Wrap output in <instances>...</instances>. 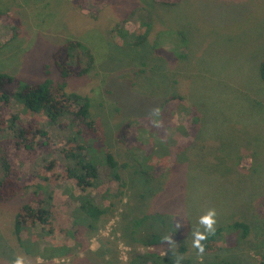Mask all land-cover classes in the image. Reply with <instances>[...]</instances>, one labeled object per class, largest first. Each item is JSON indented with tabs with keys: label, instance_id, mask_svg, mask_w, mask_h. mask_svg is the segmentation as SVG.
Wrapping results in <instances>:
<instances>
[{
	"label": "rangeland",
	"instance_id": "374dc122",
	"mask_svg": "<svg viewBox=\"0 0 264 264\" xmlns=\"http://www.w3.org/2000/svg\"><path fill=\"white\" fill-rule=\"evenodd\" d=\"M142 6L150 9L154 23L148 40L135 46L113 38L118 22L130 35L136 32L146 12ZM0 8L21 20L11 39L13 21L0 16V72L40 82L48 77V66L55 82L91 98L107 144L128 163L123 200L115 199L117 205L89 228L74 222L80 188L71 179H54L46 169L54 161L55 169L64 171L62 147L69 130L39 115L47 135L33 138L30 147L19 145L11 130L0 136V172L5 155L27 186L0 204V264H13L20 256L25 264H142L135 257L149 251L166 256L154 264H175L165 242L148 246L139 229L132 236L136 219L147 213L168 215L179 227L183 218L190 220L189 233L169 236L177 242L176 252L194 264L264 262V0H0ZM173 29L185 31V47L176 37H159ZM68 39L92 48L91 71L61 76L53 53ZM159 39L161 52L152 47ZM175 94L185 100L162 105ZM155 108L160 115L154 117ZM3 109L8 116L19 115L21 123L38 116L16 99ZM104 186L92 189L96 202ZM37 193L52 194L51 224L20 236L16 213ZM210 208L217 211L216 227L240 220L251 229L235 245L197 256L192 233Z\"/></svg>",
	"mask_w": 264,
	"mask_h": 264
},
{
	"label": "trees",
	"instance_id": "16d2710c",
	"mask_svg": "<svg viewBox=\"0 0 264 264\" xmlns=\"http://www.w3.org/2000/svg\"><path fill=\"white\" fill-rule=\"evenodd\" d=\"M142 9L146 12L142 16L140 26L135 33L130 35L128 31L124 30L121 22H118L112 28L111 36L115 39L117 36H120L123 43L135 46L143 44V42L148 40L150 34L153 32L154 23L150 9L146 6H142ZM137 10L138 7L134 8L131 10V14H134ZM4 15H10L13 21L11 34V39H13L18 34L21 20L9 10L0 8V16ZM166 35L176 37L180 45L186 46L188 40L185 31L173 29L160 31L159 33L161 39ZM152 47L156 51L161 52L160 39L153 42ZM53 61L61 76L66 78L69 76H80L91 71L96 58L89 45L77 39H68L53 53ZM260 73L264 80V57L260 62ZM45 74L48 77L43 81L26 82L12 74L0 72V136H8L7 131L11 130L14 139L19 145L30 147L33 138L38 135H47L44 125L39 124L41 121L39 115L46 117L45 123L47 124L58 125L64 129H68L69 134H67L62 147V151L67 159L64 171L62 173L58 172L55 169L54 161L47 164L46 169L52 170L51 177L54 179H71L74 185L80 188L78 195H75L79 204L74 214V222H78V224L82 223L86 227L92 228L102 215L117 205L115 199L117 201L123 200L124 187L126 186L123 171L128 167V163L119 161L114 151L107 144L102 127L92 115L91 98L87 95L69 92L66 89V82L64 81L55 82L49 77L50 70L48 66L45 67ZM12 99L22 102L25 105L26 111L38 114L37 119L33 118L27 123H21L19 115L8 116L3 108L10 104ZM173 99L185 100V97L181 94L168 96L162 105ZM65 120L68 122L66 123ZM198 122L199 117L195 115V127ZM96 143H99L101 146L99 145L98 147L97 145V150L95 151L93 150V146ZM244 161H247V164L251 162L249 158H245ZM244 161L241 162L243 166H245ZM239 162L238 164H240ZM142 168L144 172L149 171V169H145L143 166ZM1 170L0 204L14 199L27 189V186L20 182L17 175L13 174L11 164L5 155L2 157ZM102 184H105V186L101 189V201L96 202L91 192L94 187ZM51 198L52 194L50 193H46L45 196L37 193L35 197L24 202L19 207L15 216V229L20 236L24 231L32 230L36 226L40 225L44 228L46 225L51 224ZM146 222H149L148 227L139 228L141 224ZM135 223L136 227L134 224V229L131 231L132 236L134 233L136 234V229L141 230V232L143 231V237L147 241L148 246L164 242V237L169 236L171 232H174L178 237H183L191 230V223L187 218H183V227H178L175 219L162 214L147 213L137 218ZM250 229L251 226L248 222L240 220L234 221L227 226L216 227L215 234L210 235L204 242L206 244V251H214L226 245H235L244 237H247ZM225 234L235 235L236 239L230 238L227 241L223 238ZM26 249L29 251L28 248ZM161 257L166 256L149 251L143 256L135 258L142 264H148V259H150V264H154L156 259ZM129 263H132V260ZM219 263L239 264L228 261H220ZM181 264H194V262L185 257L181 261ZM261 264H264V262Z\"/></svg>",
	"mask_w": 264,
	"mask_h": 264
},
{
	"label": "clouds",
	"instance_id": "9594fccd",
	"mask_svg": "<svg viewBox=\"0 0 264 264\" xmlns=\"http://www.w3.org/2000/svg\"><path fill=\"white\" fill-rule=\"evenodd\" d=\"M152 116H159L160 109L155 108L153 109ZM156 126L158 125V122ZM198 223L200 228H197L193 231L192 236V247L196 249L197 256H203L206 251V244L204 243L210 235H214L216 232V224H217V211L215 208H210L205 214L199 217ZM179 227V226H178ZM202 229V230H201ZM164 242L168 245V250L172 252L173 256H176L177 259L175 260V264H181V261L184 259L182 255H179L176 252V245L177 242L171 236L164 237ZM13 264H25L24 257L20 256L17 257Z\"/></svg>",
	"mask_w": 264,
	"mask_h": 264
}]
</instances>
